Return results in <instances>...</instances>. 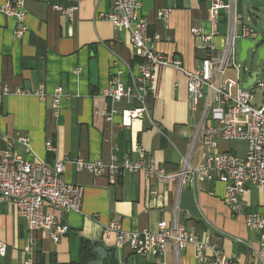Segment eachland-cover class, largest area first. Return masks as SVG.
<instances>
[{
  "label": "crops",
  "instance_id": "0c3cea01",
  "mask_svg": "<svg viewBox=\"0 0 264 264\" xmlns=\"http://www.w3.org/2000/svg\"><path fill=\"white\" fill-rule=\"evenodd\" d=\"M6 1L0 0V6ZM111 1L26 0L28 32L20 39L15 36L17 22L0 15V83L7 84L11 92L1 102L2 132L14 142L13 151L26 161L49 166L64 162L65 181L83 188L81 210L63 216L70 231L56 243L46 232L28 231L13 203L0 202V242L7 246L1 264H21L25 258L36 264L38 254L47 259L54 255L62 264L76 262L82 239L113 249L116 236H103L111 222L126 232L154 233L160 222L173 223L176 218L188 230L210 234L229 260L256 264L252 249L258 248L259 233L246 228L244 216L231 215L222 183L161 185L143 174L124 173L112 179L75 167L76 159L105 164L112 157L136 159L132 152L136 144L169 173L179 171L187 156L194 166L203 162L204 126L198 138L197 134L206 101L193 104L181 72L157 70L156 91L144 104L136 100L115 104L104 96L113 79L129 85L139 75L129 33L104 18L111 10ZM136 1L149 22V34L162 38L156 49L180 60L185 69L199 67L205 45L191 31L199 28L206 34L211 32L212 0ZM221 1L230 9L219 11L215 25L213 56L218 64L213 69V82L217 85L233 79L230 67L219 66L231 36L232 15L237 36L242 26H255L249 16L253 2L260 4L235 0L231 6V0ZM56 7L72 10V19ZM163 8L171 10L167 22L157 15ZM59 86L64 94L60 108L54 110L53 93ZM114 107L118 114L108 122L106 112ZM21 137L28 138V149L16 141ZM48 142L51 150L46 147ZM230 144L220 141L219 148L236 153ZM245 188L241 200L245 210L264 212V190ZM54 214L62 217L59 212ZM194 254L192 246L175 253L170 244L163 257L122 247L115 260L118 264H197Z\"/></svg>",
  "mask_w": 264,
  "mask_h": 264
},
{
  "label": "built area",
  "instance_id": "2783aa9c",
  "mask_svg": "<svg viewBox=\"0 0 264 264\" xmlns=\"http://www.w3.org/2000/svg\"><path fill=\"white\" fill-rule=\"evenodd\" d=\"M26 0H7L0 6V15L14 19L16 23L15 36L20 39L28 32L26 23L27 12L24 8ZM262 1V0H259ZM210 20L213 28L209 34L202 29H192V35L205 45V56L199 67L193 70L185 69L180 60L172 59L156 49V43L162 40L159 35H150L149 22L141 14V5L136 0H112L111 10L104 15L113 27L124 29L129 33L130 45L137 58L136 67L139 75L132 84L125 85L113 79L104 91V96L113 103L121 101L144 104L146 97L155 93L160 68H172L181 72L187 80V89L193 104L206 101L201 113L202 145L204 149L203 162L194 166L190 156L183 158L179 171L169 173L158 165L156 160L147 155L145 148L136 144L133 153L136 159L118 160L112 157L110 163L101 161L89 162L83 159L74 160L78 170H88L96 176L118 178L124 173L143 174L148 180L161 185L178 183L180 187L193 185L196 181H215L224 185V201L231 215L244 216L246 228L259 233L258 248L252 249L256 264H264V212H248L242 204V197L247 186L264 190V102L259 108L253 107V94L243 90L239 75L237 79H228L217 85L213 82V69L218 64L213 56L216 51L214 37L217 35L215 25L222 9H230L221 0H212ZM231 0V6L235 4ZM57 10H62L56 7ZM72 19V10H62ZM171 10L163 8L158 12V18L167 22ZM234 15H232L233 19ZM233 30L231 28V34ZM258 36L255 27L242 26L239 39L254 40ZM234 45L228 40L220 68L234 67L237 74L239 67L235 65ZM264 90V85L258 84ZM11 92L5 83H0V202H11L24 219L30 232H46L53 242H59L70 231L63 216L67 213H79L81 210L83 188L65 181L64 162L49 166L44 162H29L13 151L14 142L4 136L1 117L3 97ZM43 96L42 92L38 93ZM63 88L57 87L53 93V109L60 108ZM192 109H195V106ZM118 114L116 108L106 112V120L111 122ZM27 149L28 138H17ZM220 141L227 144L244 142V154L231 150H220ZM52 149L50 142L46 144ZM155 191L151 194L155 195ZM54 212H59L57 218ZM115 235L113 250L128 248L131 252L153 257L164 256L171 244L175 253L194 248V258L197 264H238L229 260L222 250L212 241L210 234H202L188 230L180 224L177 218L173 223L162 221L154 233L148 231L126 232L118 223L111 222L104 228V238ZM28 247V252H31ZM7 246L0 242V264L6 256ZM21 264H35L31 258H25Z\"/></svg>",
  "mask_w": 264,
  "mask_h": 264
},
{
  "label": "water",
  "instance_id": "95a60500",
  "mask_svg": "<svg viewBox=\"0 0 264 264\" xmlns=\"http://www.w3.org/2000/svg\"><path fill=\"white\" fill-rule=\"evenodd\" d=\"M254 10L250 12L249 19H254L255 28L258 32V36L254 40L247 39H239L236 35H234V23L233 22V33L230 36V43L232 45H236L238 42L240 48L239 60L241 62L245 61L248 57L249 50H253L254 54L257 56V67H259V63L264 60V0L260 1V4H256L253 2ZM235 19V16L233 17ZM233 71H236L234 67H230ZM244 72H247V68H243ZM259 75V71H253L250 73L247 81L243 82L242 89L247 90L256 82L257 77ZM202 125L199 128L198 135L200 134ZM112 250V249H111ZM94 253L96 254V260L90 261L87 264H106V261L112 258V253L109 249L104 246H95Z\"/></svg>",
  "mask_w": 264,
  "mask_h": 264
},
{
  "label": "rangeland",
  "instance_id": "374dc122",
  "mask_svg": "<svg viewBox=\"0 0 264 264\" xmlns=\"http://www.w3.org/2000/svg\"><path fill=\"white\" fill-rule=\"evenodd\" d=\"M257 2L260 3L259 0H256ZM239 55H240V48L238 42L235 45L234 48V59H235V65L239 67V73L237 74L236 71H234L233 75L231 78L234 80L237 79L239 75V80L241 87L243 82L247 81V79L250 76V73L253 71H259V75L257 77L256 82L248 88L249 92H252L253 99H252V104L253 107L259 108L262 103L264 102V90L260 89L258 84L264 85V60H262L259 63V67H257V56L254 54L253 50H249L248 52V57L245 61L241 62L239 60ZM243 68H247V72H244ZM233 149H235L238 153L243 154L246 148V144L244 142H233L230 144Z\"/></svg>",
  "mask_w": 264,
  "mask_h": 264
},
{
  "label": "trees",
  "instance_id": "16d2710c",
  "mask_svg": "<svg viewBox=\"0 0 264 264\" xmlns=\"http://www.w3.org/2000/svg\"><path fill=\"white\" fill-rule=\"evenodd\" d=\"M99 244L96 242H91L86 239H82L80 242V248H79V260L76 262H69L65 264H87L90 261L96 260V254L94 253L95 246H98ZM112 253V258L106 261V264H118L116 259V253L112 249L110 250ZM55 256L50 255L49 259H47L44 255L38 254L36 258V264H62L59 262H56Z\"/></svg>",
  "mask_w": 264,
  "mask_h": 264
}]
</instances>
